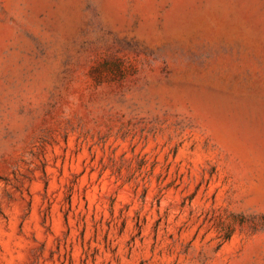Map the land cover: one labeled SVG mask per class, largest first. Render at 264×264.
Returning <instances> with one entry per match:
<instances>
[{"label":"rangeland","instance_id":"1","mask_svg":"<svg viewBox=\"0 0 264 264\" xmlns=\"http://www.w3.org/2000/svg\"><path fill=\"white\" fill-rule=\"evenodd\" d=\"M0 264H264V0H0Z\"/></svg>","mask_w":264,"mask_h":264},{"label":"bare ground","instance_id":"2","mask_svg":"<svg viewBox=\"0 0 264 264\" xmlns=\"http://www.w3.org/2000/svg\"><path fill=\"white\" fill-rule=\"evenodd\" d=\"M206 13H207V12H206ZM208 13H209V12H208ZM208 13H207V14H208ZM205 15H206V14H204V16H205ZM208 15H209V14H208Z\"/></svg>","mask_w":264,"mask_h":264}]
</instances>
